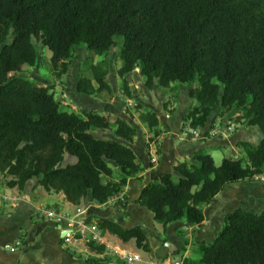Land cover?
Listing matches in <instances>:
<instances>
[{"label":"trees","instance_id":"trees-1","mask_svg":"<svg viewBox=\"0 0 264 264\" xmlns=\"http://www.w3.org/2000/svg\"><path fill=\"white\" fill-rule=\"evenodd\" d=\"M33 37L50 50L57 76L66 71L74 46L103 56L118 45L117 74L127 98L133 97L127 76L136 68L149 90L195 82L189 90L194 104L184 116L190 128L203 129L214 111L223 116L238 108V119L264 134V0H0V175L7 187L22 190L36 179V185L62 192L72 204L85 198L104 204L142 169L127 145L137 135L136 126L94 110H63L48 87L9 75L35 65ZM108 71L106 58L87 65L75 90L112 97ZM135 108L139 122L158 137L157 113L141 103ZM95 129L112 130L115 139L97 137ZM236 145L245 159L224 157L217 165L207 149L199 148L172 172L146 183L134 202L164 229L181 219L201 224L202 204L227 183L264 171V136L257 144ZM110 162L118 170L116 179ZM94 221L120 241L133 239L138 249L149 251L141 225L127 228L96 216ZM196 246L200 257L185 258L183 264H264V211L237 207L227 212L214 239ZM87 247L105 251L92 242ZM86 259L111 261L109 256Z\"/></svg>","mask_w":264,"mask_h":264},{"label":"crops","instance_id":"crops-1","mask_svg":"<svg viewBox=\"0 0 264 264\" xmlns=\"http://www.w3.org/2000/svg\"><path fill=\"white\" fill-rule=\"evenodd\" d=\"M161 91L155 85L146 94L149 96L156 93L159 101L162 100L161 103L164 104L167 102L165 100L166 95L160 93ZM113 95L112 97H114ZM189 101L193 103L188 92L187 96L179 93L174 103L175 106L171 108L174 110L169 112L168 117L162 118L157 115L161 132L158 136L159 142L156 150L151 148L146 150L143 147V142L147 143L148 141L144 137L139 147L134 140L132 143H127L134 153L138 151V155L135 154V156L142 169L137 176L128 178L126 186L112 200L122 199L124 201L123 207L118 208L120 203L112 207L111 200L104 204H97L88 198L82 199L79 204L75 205L68 202L62 192L45 191L41 185H36V179L27 181L22 190L16 187H7L4 181L0 179V264H90L86 259L87 257L102 259L103 257L97 256V253L90 251L84 244L83 247L75 246V243L66 246L60 236L59 224L56 220L47 218L43 212L45 210H57L68 215L72 214L71 216L81 214L83 218L92 219L91 221L94 220L95 216L106 217L128 228L130 227L128 223L133 224L134 218H138L141 213V208L136 206L134 200L146 183L163 173L172 172L176 163L188 160L190 153L199 148L207 149L214 158L213 160L216 156L222 160L225 149H229L231 153L236 155L242 150L236 143L239 141L249 142V135L246 132L251 131L248 129L251 125L240 123L239 121L242 119L228 121V125L225 124L223 128L215 125V121L211 124L213 120L209 119L203 129L199 128L198 134L192 135L189 125L182 120L185 112L178 110L180 104L186 108ZM143 107L151 109L146 105ZM116 110L118 111V109ZM103 114L120 116L128 120L119 111L116 114ZM137 116L138 113L134 117L136 121ZM229 124L232 125L231 130L227 129ZM263 136L264 134L261 132L259 138ZM152 158L156 160L152 162ZM113 168L116 169V167ZM115 174L114 170V179L119 176L115 177ZM246 179L227 183L209 203L202 204L204 219L199 225H187L181 219L168 224L164 229L161 225L157 226L151 222L150 216H148L149 225L147 222L136 223L135 225H141L148 239L149 251H145L147 256L143 258L146 260H171L177 257L198 259L200 254L197 251L196 242L213 240L220 231L223 217L227 212L237 207L256 213L264 211V171ZM123 213L129 216L124 218ZM159 227L161 228L159 229ZM107 234L114 245L126 246L128 242H131L129 240L124 243L117 237ZM128 250L137 252L131 248ZM97 264L107 263L100 261ZM108 264L114 263L111 260Z\"/></svg>","mask_w":264,"mask_h":264},{"label":"rangeland","instance_id":"rangeland-1","mask_svg":"<svg viewBox=\"0 0 264 264\" xmlns=\"http://www.w3.org/2000/svg\"><path fill=\"white\" fill-rule=\"evenodd\" d=\"M11 38H12V35H11V32H9L7 41H9ZM33 41L36 46L37 55H38L35 65L25 66L22 68V70L10 72L9 75L21 76V77H24L32 81L36 85L48 87L49 91L53 93L54 98L59 102L60 108L63 110L80 112L82 109H86V110H94L96 112H100L101 114L103 113L105 114L115 113L116 114L119 111L121 114L125 115L128 118L130 123H132L133 125L135 124L136 126L137 135L134 138V142L136 141L137 147L141 145L143 137L145 140L146 139L148 140L147 143L143 142V147L146 150L147 148L156 150L157 144L159 142V137L156 139L153 138L154 136L153 132L146 129L147 127L144 124L140 123L138 119L137 121L134 119V117L137 115L135 105L141 102L143 106L146 105L148 108H151L155 112H157V115L159 117H162V118L164 116L168 117L169 112L174 110L171 108L175 106L174 103H175V100H177L179 93L181 95L187 96V92L189 93V90L196 85L195 82L188 83V84L173 82L171 85L172 89H169V90L161 89L162 91L160 93H164L166 95L165 100L168 102L167 103L168 108H167L163 105V103H161L162 100L159 101L158 95L156 93L147 96L146 92L149 91V89H147L144 85V77L140 76L138 74V71L133 70L127 76V79L129 80V83H130L129 86L132 88L131 92L133 93V97L127 98L122 92V80L117 74V69L121 65V60L117 56L118 45L113 47L110 51H108L106 55H103V56L95 55L92 51L87 50L86 47L83 45L74 46V48L72 49V60L69 62L66 68V71L62 72L59 76H57L50 64V60H49L50 55H51L50 50L42 44L39 37H33ZM103 58H106V60H108L109 71L107 74V79L109 83L111 84L114 97H111L106 92H104V94L101 93V95L99 96H90V95H85V94L77 92L75 90V83L78 80L79 76L86 70V66L89 64H99ZM189 102L186 108L184 105L180 104L178 107V110L183 111V113L185 112V115H186L189 109L194 104V100H193V103L191 102L189 103ZM116 109H118V111ZM240 114L241 113L238 110V108H233L231 111L225 113V115L223 116H220L218 114V111H214V113L211 115V118H210L211 120H213L211 124L214 123L215 121L216 123L215 125H218L219 127L221 126L223 128V126L227 124L228 121H239L237 119ZM184 116L182 117L183 122L189 125V121L186 120ZM239 122L246 123L245 120H242ZM158 128H159V125H158ZM248 129L251 130L249 133L248 131L246 132L249 135L248 141L252 144H257L258 141H260L261 139L259 138L261 131L256 126L248 127ZM254 130H257V131H254ZM159 131L161 132V128H159ZM92 133L97 137L115 139V137L112 136L111 134L112 130L95 129V130H92ZM135 154L138 155V151H135ZM236 155L231 153L229 149H225V151L223 152V157H226V158L227 157L228 158L242 157L243 159L245 158V154L243 150H240V152L237 153ZM214 161H215V164L218 165L221 162V159L219 156H216ZM110 165L112 167H115L114 163L112 162H110ZM114 170L116 172L114 176L117 177L119 175L118 170L116 169ZM0 179L3 181L1 175H0ZM104 179L106 180V178ZM235 182H238V181H235ZM229 183H234V182H229ZM123 202L124 201L122 199L114 200L112 201L111 206L114 207L120 203L118 206V208H120V207H123L122 205ZM136 206L138 208H141V213L139 214L138 218L137 217L134 218L135 222H133V224L128 223L130 227L135 225L136 223L139 224V223L147 222L149 225L148 216H150L149 217L150 221L154 222L155 225L157 226L161 225L155 220H153L152 213L148 209H146L143 206L137 205V204ZM123 214H124V218L129 216L126 213H123ZM87 220H92V219L87 218ZM160 228L161 227H159V229ZM130 241L131 242H128L126 246L119 245V247L123 249H127V250L128 248L134 249L142 257L145 258L147 256L146 252L142 249H138V248L136 249V246L133 240H130ZM74 245L83 247L82 242L75 243ZM104 257L105 256H103V258ZM111 260H112V263L114 264H122L118 260H114L112 258Z\"/></svg>","mask_w":264,"mask_h":264},{"label":"built area","instance_id":"built-area-1","mask_svg":"<svg viewBox=\"0 0 264 264\" xmlns=\"http://www.w3.org/2000/svg\"><path fill=\"white\" fill-rule=\"evenodd\" d=\"M229 125L228 130L232 128ZM192 135L199 133V128H190ZM156 159L152 158L154 162ZM116 196H113L109 201L113 200ZM43 214L47 218L56 220L60 226V231L66 233L62 237V240L66 246L73 243L82 242L87 246L88 243H94L96 245H102L105 248L103 253H97V256H109L114 260L120 261L122 264H183L184 258L177 257L171 260L164 259H144L138 252L130 251L120 248L119 245H114L108 238V232L101 230L94 221L83 218L81 214H75L73 216L58 212L57 210H45ZM96 253V252H95Z\"/></svg>","mask_w":264,"mask_h":264},{"label":"water","instance_id":"water-1","mask_svg":"<svg viewBox=\"0 0 264 264\" xmlns=\"http://www.w3.org/2000/svg\"><path fill=\"white\" fill-rule=\"evenodd\" d=\"M136 70L138 71V68H136ZM66 232L63 230V231H61V238L64 236V234H65ZM166 245H167V243H166Z\"/></svg>","mask_w":264,"mask_h":264},{"label":"clouds","instance_id":"clouds-1","mask_svg":"<svg viewBox=\"0 0 264 264\" xmlns=\"http://www.w3.org/2000/svg\"><path fill=\"white\" fill-rule=\"evenodd\" d=\"M110 199V198H109ZM109 199H108V201H109ZM94 221V220H93ZM95 222V221H94ZM60 227V226H59ZM88 248V247H87ZM93 252V251H92Z\"/></svg>","mask_w":264,"mask_h":264}]
</instances>
